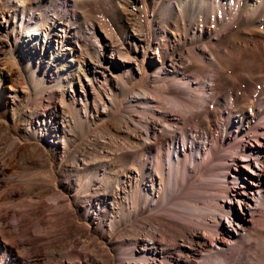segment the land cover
<instances>
[{"label":"bare ground","instance_id":"6f19581e","mask_svg":"<svg viewBox=\"0 0 264 264\" xmlns=\"http://www.w3.org/2000/svg\"><path fill=\"white\" fill-rule=\"evenodd\" d=\"M0 3L5 7L1 22L14 34L7 52L13 70H0V102L14 118L13 105L22 88L18 76L25 75L27 96L37 101L22 114L24 135L42 140L71 161L62 179L51 172L40 176L39 209L49 189L57 190L56 199L70 194L87 221L106 207L114 208L107 222L99 220L96 226L106 241L122 223H132L128 248L115 252L118 264H264V211L256 206L249 213L244 210L242 204L247 205L254 190L237 176L245 175L242 179L264 199V0ZM82 27L87 30L85 37ZM21 36L30 37L23 40L26 44L19 43ZM41 100L65 106L67 116L45 111ZM163 104L171 109L165 110ZM122 106L126 116L119 114ZM146 111L149 116L144 117ZM105 117L115 126L124 124L120 138L99 139L97 158L88 164L84 160L90 148L85 139L74 153L67 151L70 132L82 138L85 126ZM99 129L110 132L106 125ZM182 131L186 132L182 148L171 158L165 145ZM7 141L17 151L20 140ZM193 148L195 153L189 156ZM5 165L9 167L1 159L0 170ZM167 171L181 180L172 191L165 181ZM252 177L259 182L254 184ZM81 194L89 195L87 206H81ZM233 195L238 198L237 210L219 205ZM42 222L39 218V228ZM145 224H150V232L142 231ZM237 225L245 237L234 242L229 227ZM2 230L0 222V264H17L19 254L11 257L13 240L7 246ZM42 240L41 248L52 245L42 230L27 242L36 250ZM104 241L92 245L99 259L84 254V261L109 264L114 249L104 246Z\"/></svg>","mask_w":264,"mask_h":264},{"label":"rangeland","instance_id":"374dc122","mask_svg":"<svg viewBox=\"0 0 264 264\" xmlns=\"http://www.w3.org/2000/svg\"><path fill=\"white\" fill-rule=\"evenodd\" d=\"M97 2L100 5L102 4V0H97ZM4 9H5V7H4L3 3H0V14L2 13V11ZM5 14H7V12H5ZM1 21H2V18L0 17V22ZM6 26L7 25L5 23L1 22L0 27L2 29H0V70L2 73H10L9 72L10 69L13 70V68L9 67L7 52L11 47H13L12 46L13 43H12L11 39L14 38V34L12 32H10L9 30H7ZM9 27H10V24H9ZM80 33H81V35L83 34L85 37L86 36L85 33H87V30H85V29L83 30V27H82L80 29ZM5 34H8L9 38L5 37L4 36ZM28 38H30V37H28ZM28 38H25V36H21L19 38V43H21L22 45L26 44L23 42V40L26 39V42H27ZM165 49L168 51V47ZM18 77H19L18 83L21 84L22 88H18V90H17L18 98L15 100L16 104L13 105L15 107L14 108L15 109L14 110L15 111L14 112V118L11 117V115L9 113L10 111H8L9 108H6L5 104L0 102V160L3 159V160H5V162L7 161L9 167L12 166V168L11 167L9 168L5 165L6 168L4 166L3 167L4 170L3 171L0 170L2 172V173L0 172L1 173L0 174V222L2 223V229H3L1 235L4 233V236L2 235L3 241L6 240L5 244L7 246H10V244L14 243L13 246L11 245V247H13L11 257L13 259L16 254H19L20 262L17 264H24L26 261H29L30 259L31 260H30L29 264H54L56 261L57 262L55 264H61L60 263L61 260H63V261L64 260L65 261L70 260L71 261V259H72V262L74 261L73 264L74 263L75 264H89L86 260L84 261L85 255L88 256L89 258H93V259L96 258L95 260L97 261L99 259L100 253L97 251V248L95 246H96V243L98 244L100 241L103 242L104 240L101 239L100 229L96 225H97V222L99 220L100 221L104 220V222L106 223L108 216L112 213V210L114 208L112 209L111 207H106L105 211H104L105 213L104 212L103 213L101 212L102 214L98 213V215L96 216L97 217L96 219H94L92 221H87V219H85L83 217V215L77 210V205H75L73 203L70 194L67 195L64 193V199L63 198L62 199H56L57 190L55 191V190L49 189L44 194L45 198L44 197L42 198V201H44L43 202L44 205H42V207L39 205L41 207V209H39V207L37 205L39 203L37 201H38V192H39V188H38L39 180L41 178L40 176H43L44 174L46 175L48 172L49 173L51 172L55 179H62V177H64L65 175L68 174L67 171L70 169L71 161L68 157L66 158V156H63L62 153H60V151L58 152V154L54 153L50 148L47 147V145L42 140L40 141L39 139L29 138L28 134L24 135L25 133H23V127H24L23 124L26 122H24V120L22 118V114L24 113L25 109H27V110L32 109L34 107V104L37 101V99L33 100L29 96H27V95H29L30 87H29V85L25 79L26 76L21 75ZM132 83H133V81H130V85H132ZM131 90L133 91L134 89H131ZM90 93H91L90 95H91V100H92L94 91H92ZM39 96L41 97V95H38L37 97H39ZM94 98H96V97H94ZM92 102L94 103V101H92ZM52 103L49 102V105H48V103H46L42 100L40 101L41 108H43L44 110L46 109L45 111L57 110V111L63 112V114H66V116H67V108L65 106L59 107L55 103V101H52ZM91 103H89V107H91ZM25 104H27L28 107ZM51 105H52V107H50ZM163 108H167L165 110L171 109L168 105H165V104H163ZM124 110L126 111L125 107L122 106L121 109L119 110V114L126 116ZM146 112H144V114H143L144 117H146V115L149 116V113L147 112L148 113L147 114ZM144 117H142V118H144ZM103 119L105 120V122L107 124H104L105 122L103 123ZM103 119L92 123L93 125L89 124V125L85 126L83 129L84 131L81 135L82 138H80L74 132H70L71 133V134H69L70 145H68L67 151L74 153L75 148H78V146H81L80 141H83V139H85V142H89L87 147L90 148L89 151L87 153H85L86 159L84 160V162H87V160H89L87 162V164H88V163L93 162L94 159L97 158V152H98L97 146H99V143L101 141L99 139L102 138L104 140V138H105V140H107L109 137H112V138L119 137L120 138L122 133H124V130H125L124 124L120 125V126H117V125L115 126V124L110 122L109 118L105 117ZM141 121H143V119H141ZM129 122L131 124L135 125V123L133 121H129ZM100 123L104 126L106 125V127L109 128L110 132L109 133H106V132L102 133L99 129V128H101ZM110 123H112L113 125ZM97 124L98 125L100 124V126L97 127ZM94 127H96V129ZM130 127H131V125H130ZM140 129H141V127H140ZM86 132H87V134H86ZM198 132L200 133V135H203L202 131L201 132L198 131ZM112 133H113V136H112ZM178 133H177L178 138L176 137L177 139L173 138L172 142H170V143L167 142L165 145V148L167 150L169 149L168 153L171 156V158H172V156H175V152H177L179 149L182 148L181 147L182 146L181 141H183V138H184L186 132L182 131V132H180V134H178ZM22 134L24 136H22ZM119 134H120V136H119ZM167 134L168 135L166 138L168 141L169 139H171V137L169 135L170 132ZM104 135H106V136L103 137ZM84 136H85V138H84ZM95 138H97L96 141L93 140ZM11 139L17 140V141L20 140L18 142L19 145H17V147H18L17 151L16 150L13 151L9 147V143L7 140H9V142H10ZM188 139L189 138H187V136H186L187 141H189ZM97 141L99 143H97ZM90 142H91V144H90ZM92 142L94 143V145H92L93 144ZM189 142H191V141H189ZM20 145H21V147H20ZM71 146H74V148ZM96 149H97V151H96ZM93 150L96 152H94ZM78 152H80V151H78ZM88 153L89 154L92 153V154L88 155ZM194 153H195V150L193 148L190 151L189 156H191ZM93 154H96V155H93ZM13 159L16 160L17 163ZM64 159H65V161H64ZM12 160H13V162H12ZM164 162H165L164 164H165L166 168H168V166L166 164V160H164ZM252 165L254 166L253 163H252ZM124 168H125L124 166H123V168L121 167V169H124ZM24 173H25L26 177L24 176ZM23 176L25 177V179L23 178ZM29 176L33 179V180L32 179L31 180L34 181V183L32 181L28 182L30 180ZM69 176L71 178L70 182L73 185L74 184L73 183L74 182L73 177L71 175H69ZM237 176H238L239 180L241 181V183H245V184L249 185V187L252 189V190L250 189V191L254 190V196H253V194H249L250 198L247 202V205L242 204L244 210L247 213H249L251 208L256 206L258 208H261L264 211V199L258 193L257 188L255 186H251V183H248V181H246V179H242L243 176L246 177L245 175L239 174ZM23 179H24V182H23ZM26 179H29V180L27 181ZM252 179H253L252 182L254 184H257L259 182V179L257 177L256 178L252 177ZM228 180L230 181L231 178H229ZM35 181H37V182H35ZM165 181H166V184L168 185V187L171 188V191H172L174 184L176 182H180L181 180L179 178H177V176H175L174 173L170 174L167 171ZM213 181H214V178H213ZM42 183L43 182L40 181V184H42ZM45 183H47V182H45ZM29 186L31 189L29 188ZM32 187L34 189H32ZM29 191H30V193H29ZM47 193H49V195ZM83 195L84 194H81L80 201H82V202L84 201V202L80 203V204H81V206H83V204H86L85 206H87V204L89 203L90 197L88 194H85V196H83ZM30 199H32V200H30ZM237 199L238 198L236 197V195H233L230 200L225 199L224 202L220 200L219 205H223L225 208L228 206H231L232 208H235L237 210V208H238V200ZM62 202H64V203L62 204ZM56 203H58V204H56ZM150 203H152V202H150ZM65 207L67 210L65 209ZM57 217H59V219H57ZM39 218H41V221H43L42 226H40V228H42V229L39 228L38 223H37ZM61 219L64 221H62ZM18 221H20V222H18ZM51 221H52V223H51ZM68 221H69V225H68ZM222 221L224 223H227V221L225 219H223ZM18 223H19V225H18ZM57 225H59V227H57ZM70 226H71V228H70ZM4 227H5V229H4ZM44 228H46L47 231ZM69 228H70V230L68 231ZM141 228H142V231H144V232H150L152 230L150 224L149 225L145 224V226L142 225ZM215 228H216V226H215ZM59 229H60V231H58ZM64 229H66V230H64ZM131 229H132V223L129 221H125L124 223H122L117 228L118 231L116 230L115 232H112L111 235L109 236L108 240L104 241L105 242L104 246H106L107 248H109L111 250L114 249V251L113 252L111 251V253H110L112 255V260L110 261L109 264H118V262L116 261L115 252L116 253L119 252L120 251L119 249H121V250L125 249V247L128 245L127 241L130 239V233L129 232ZM37 230H42L44 233L45 239H48L49 241L51 240V242H50L52 244V245L50 244L51 246L48 245L49 246L48 248H47V246L41 248V244L44 242V240H42V242L39 241L36 243V245H38V243H40V245H38L39 248L36 250L33 249L28 244L27 239L30 236L35 235ZM66 231L68 234H66ZM229 231L231 232V234H233V238H234L233 241L234 242H236L241 237L242 238L245 237V235H244L245 233L241 229V226H238V225L235 227L231 226V227H229ZM214 235L219 236V233L217 230H215ZM229 236H231V235H229ZM231 237H229V239L232 241ZM12 240H13V243L11 242ZM8 242H9V244H8ZM75 244H77V245L75 246ZM87 244H88V246H87ZM69 245H71V247L72 246L73 247L70 249ZM92 245H95L94 247L96 250L94 249V247ZM40 248H41V250H40ZM60 248H61V250H60ZM126 248H128V246ZM222 248L224 249V247H222ZM57 249H58V251H57ZM45 250H47V251H45ZM73 251H74V253H73ZM67 252H69L71 254V256L68 257V255H70V254H67ZM60 253H61V255H60ZM76 253H78V254H76ZM71 257H73V258H71ZM67 258H69V259H67ZM94 264H97V263H94Z\"/></svg>","mask_w":264,"mask_h":264}]
</instances>
